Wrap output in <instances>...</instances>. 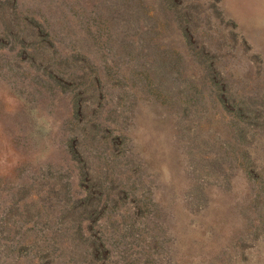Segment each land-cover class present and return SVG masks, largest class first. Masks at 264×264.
Wrapping results in <instances>:
<instances>
[{"label":"rangeland","instance_id":"obj_1","mask_svg":"<svg viewBox=\"0 0 264 264\" xmlns=\"http://www.w3.org/2000/svg\"><path fill=\"white\" fill-rule=\"evenodd\" d=\"M0 264H264V0H0Z\"/></svg>","mask_w":264,"mask_h":264}]
</instances>
